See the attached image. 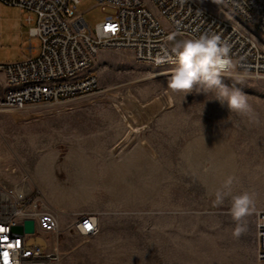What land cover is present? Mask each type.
I'll use <instances>...</instances> for the list:
<instances>
[{
	"label": "rangeland",
	"instance_id": "rangeland-1",
	"mask_svg": "<svg viewBox=\"0 0 264 264\" xmlns=\"http://www.w3.org/2000/svg\"><path fill=\"white\" fill-rule=\"evenodd\" d=\"M196 1L244 26L221 2ZM76 13L91 31L104 18L94 0H81ZM24 17L0 3V65L29 57V43L39 53ZM176 66L102 50L90 68L98 77L94 93L0 112V183L38 190L42 208L57 214L62 264H264L255 258V216L264 210V78L237 84L260 121L250 124L222 107L214 92L171 93L167 81ZM156 98L160 107L151 105ZM29 110L38 116L25 119ZM126 122L138 129L127 138ZM229 175L238 178L234 194L255 196L256 211L242 221L247 231L239 238L232 234L230 198L213 206L214 191ZM82 215L94 218L93 235L69 231ZM31 240L45 250L52 245L45 235Z\"/></svg>",
	"mask_w": 264,
	"mask_h": 264
},
{
	"label": "built area",
	"instance_id": "built-area-1",
	"mask_svg": "<svg viewBox=\"0 0 264 264\" xmlns=\"http://www.w3.org/2000/svg\"><path fill=\"white\" fill-rule=\"evenodd\" d=\"M80 1L0 0L18 8L26 23H33V35L39 42L38 54L29 43V57L0 65V112L55 106L94 93L98 77L90 68L102 50L128 52L135 61L157 67L176 65L157 63L166 51L170 54L167 37L173 32L186 38L205 32L220 34L232 46L236 71L247 72L253 79L264 78V49L252 35L264 40V0H221L244 26L216 15L196 0H148L167 29L142 0H94L104 15L94 31L76 13ZM40 202L38 190L28 192L22 186L0 183V228L4 229L0 232V264H62L57 214L43 209ZM26 221L33 222L32 233L13 232ZM70 230L88 237L94 234L96 222L92 216L82 215ZM37 235H45L51 248L45 250L31 240ZM255 237V258L264 263V210L256 213Z\"/></svg>",
	"mask_w": 264,
	"mask_h": 264
},
{
	"label": "clouds",
	"instance_id": "clouds-1",
	"mask_svg": "<svg viewBox=\"0 0 264 264\" xmlns=\"http://www.w3.org/2000/svg\"><path fill=\"white\" fill-rule=\"evenodd\" d=\"M181 3L184 0H180ZM219 3L221 0H215ZM177 33L173 32L167 40L173 42L170 54L165 52L163 57L157 58V63L171 62L177 66L172 69L167 88L174 94L184 96L196 92L208 95L215 93L222 107L226 106L230 113H235L247 119L250 124H258L259 118L249 103L248 96L237 84H243L249 73L237 72L238 62L230 55L231 44L220 34L205 32L197 37L176 40ZM235 81L231 86L225 83V78ZM238 178L227 176L213 195V206L220 207L230 198V215L236 226L233 236L239 238L247 231L246 217L252 215L255 209V196L248 191L233 193L234 184Z\"/></svg>",
	"mask_w": 264,
	"mask_h": 264
},
{
	"label": "bare ground",
	"instance_id": "bare-ground-1",
	"mask_svg": "<svg viewBox=\"0 0 264 264\" xmlns=\"http://www.w3.org/2000/svg\"><path fill=\"white\" fill-rule=\"evenodd\" d=\"M170 96H168V105H170L171 104V99L169 98ZM134 99V98H133ZM160 101H159V99L158 98H156V99H154L153 101H152V103H151V105L153 106H157L158 105V107H160ZM150 105V106H151ZM141 107H147V105H141ZM29 108H32V107H28V108H26L24 111H26V110H28ZM16 112H20V111H16ZM26 118L25 119H31V118H36L37 116H38V112L37 111H35V110H29L28 112H26ZM25 117V116H24ZM12 118L15 120V121H17V119H22V115L21 114H19V113H14V114H12ZM125 118V117H124ZM127 124H128V122H126ZM142 124V123H141ZM128 126H129V132H128V134H126V138L131 134V133H134V132H136L137 133V131H138V129L137 128H135V130H134V128L133 127H131L130 126V124H128ZM140 127V126H139ZM142 127V126H141Z\"/></svg>",
	"mask_w": 264,
	"mask_h": 264
},
{
	"label": "water",
	"instance_id": "water-1",
	"mask_svg": "<svg viewBox=\"0 0 264 264\" xmlns=\"http://www.w3.org/2000/svg\"><path fill=\"white\" fill-rule=\"evenodd\" d=\"M13 232L17 233V234H21L22 232L32 233L33 232V222L32 221H26L24 223V227H20V226L14 227Z\"/></svg>",
	"mask_w": 264,
	"mask_h": 264
},
{
	"label": "crops",
	"instance_id": "crops-1",
	"mask_svg": "<svg viewBox=\"0 0 264 264\" xmlns=\"http://www.w3.org/2000/svg\"><path fill=\"white\" fill-rule=\"evenodd\" d=\"M26 17V16H25ZM25 17H24V23L27 24V25H31L33 26V23H26L25 21ZM31 34L33 35V28L31 29ZM27 47V46H26ZM27 52V51H26ZM28 54V53H27ZM257 213V212H256ZM256 217V216H255Z\"/></svg>",
	"mask_w": 264,
	"mask_h": 264
},
{
	"label": "snow or ice",
	"instance_id": "snow-or-ice-1",
	"mask_svg": "<svg viewBox=\"0 0 264 264\" xmlns=\"http://www.w3.org/2000/svg\"><path fill=\"white\" fill-rule=\"evenodd\" d=\"M3 231H4V229H3V228H0V232H3ZM7 255H8V254L5 252V253H4V257L7 258Z\"/></svg>",
	"mask_w": 264,
	"mask_h": 264
}]
</instances>
